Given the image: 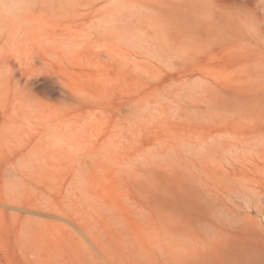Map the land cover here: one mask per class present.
<instances>
[{"label": "bare ground", "instance_id": "bare-ground-1", "mask_svg": "<svg viewBox=\"0 0 264 264\" xmlns=\"http://www.w3.org/2000/svg\"><path fill=\"white\" fill-rule=\"evenodd\" d=\"M37 1L43 9L46 5L62 8L71 23L49 30L28 12L40 7ZM83 1L0 0V24L6 29L0 34V64L13 85V100L0 107V143L10 148L0 208L18 218L22 234L33 243L40 239L43 224L56 222L73 238L77 235L99 264H136L153 261V254L163 255L168 241L195 240L219 216L243 221L245 207L264 214V122L242 126L235 119L241 114L246 119L253 109L259 111L260 103L241 113L243 107L235 106L240 99L227 95V85L194 79L197 71L189 64L193 52L182 41L186 37L181 32L186 30L170 26L165 15L146 11L158 1L130 0L133 14H116L109 4L105 10L97 8L99 14L81 26L77 23L84 19ZM86 1L93 5L103 0ZM137 49L141 56L154 50L153 56L184 67L154 86L152 91L159 90L154 100H149L152 91L138 90L113 105L102 94L82 90L74 72L63 63L73 52L82 51L92 59L105 56L127 64ZM50 58L60 60L56 67ZM41 65L49 68L39 71ZM40 81L54 86L57 105L50 103ZM129 106L137 107L136 120H145L151 111L173 114L186 125L197 119L200 125L188 126L187 133L170 139H138L134 135L139 123L125 113ZM167 171L177 173V185L172 188L164 175ZM27 174L39 178L38 187L26 186ZM100 174L117 184L119 196L112 197ZM54 264L62 261L56 259Z\"/></svg>", "mask_w": 264, "mask_h": 264}, {"label": "rangeland", "instance_id": "rangeland-1", "mask_svg": "<svg viewBox=\"0 0 264 264\" xmlns=\"http://www.w3.org/2000/svg\"><path fill=\"white\" fill-rule=\"evenodd\" d=\"M123 1L113 0L110 3L109 1L103 0L98 1L96 4L89 5L88 1L85 0L81 6L84 19L77 24L84 26L83 23L86 20L90 21L93 19L92 17L94 14H99V12L96 11L97 8H101L100 11L103 9L105 10V7L109 4H113L112 7L116 14H124V12L133 14L134 8L130 6L131 1L126 0L129 3L125 2V0ZM156 1H158L157 6L154 4L150 5V8H146L148 14L159 17L160 15H165L169 20L170 26L173 25L174 28L180 31L186 30L181 32L182 37H186L182 41L186 44V48L189 50L192 49L193 52L189 64H192L191 66L195 65L197 72L194 79L200 80V78H205L207 81L213 83H216L214 80H217V83H223L224 86L227 85V95L236 100L240 99V103H235V106L237 108L239 105L243 107L241 108V113L243 109L246 110L248 107L253 108L256 103H260L261 108L259 111L253 109L246 119H244V114L235 118L242 126L251 122H264V0H161L163 3L162 6H160L159 0ZM147 2H151V0H144V3ZM152 2H154V0H152ZM36 3L38 5L40 4L39 1ZM136 3L138 4V2H134V4ZM84 4L88 6L84 8ZM39 6L42 7V5ZM40 7L28 12H30L33 18L41 19L43 25H47L49 30L63 27L71 23L68 21L69 19L66 16V11L62 8H51L48 5L44 6L45 9ZM151 8L155 10H150ZM120 9L122 12L119 11ZM38 11L41 13H37ZM189 24L190 26L188 27ZM5 30L6 29L3 28V23L0 24V34ZM137 51V53H133L135 57L131 56V61L129 60L127 64H124L122 61L109 59L105 56H100L98 58L93 57L92 59L82 51L73 52L63 60V63L64 66L74 72V77L76 78L75 82L79 87L81 86L80 88L82 90L84 89L86 91L89 90L102 94V98L113 105L121 102L122 97L124 98L126 95H136L138 90L139 93L142 91H152L154 86L166 75L171 74L175 70L184 68L173 65L167 59L164 60L153 56L154 50L147 51L144 56L139 54V49H137ZM203 57L205 60L202 59ZM219 58H222V60ZM96 59H98V61ZM104 60H106V62ZM231 60L233 62L236 61V64H233ZM49 61L53 62V65L56 67L60 60L56 58L52 60V58H50ZM207 61L210 65L207 64ZM98 63L99 65H97ZM107 63L111 64L107 65ZM108 66L111 70L108 69ZM211 66L213 69L210 70L209 68ZM1 68L2 66L0 64V107L4 102L8 101L7 103H10L11 100H13L12 93H10L13 85H11L12 83L2 74ZM47 68L49 67H43L42 65L38 66L39 71H44ZM240 68L244 70L242 69V71ZM236 71L238 72L235 74L234 72ZM202 75L203 77H200ZM221 79H224V82ZM236 81L238 82L236 83ZM40 83V88H44L47 91V96L49 94L50 103L56 104L54 97L57 95V91L54 86L46 81H40ZM108 83L110 88L109 85H106ZM104 86L107 87V89H105ZM158 92L159 90L149 93V100H154ZM135 111L137 112L136 106H129L125 113L130 112L129 114L132 118V122L134 123L137 121L139 123L135 131L136 135H134L138 139L144 137L147 138H144L145 140L154 139V137L158 139H163L165 137L170 139L171 136H180L187 133L188 126L195 127L196 125H200L197 119H192L190 125H186L182 124L181 121L177 122L173 114L166 115L159 112L155 114L151 111H149L148 118L140 121L139 119L136 120L137 116ZM1 117L2 114L0 113V118ZM2 125L3 119H0V128ZM145 125L147 126L145 127ZM165 125H167V128ZM149 129L151 130L148 131ZM167 130L170 132L167 133ZM9 151L10 148L8 145L0 143V187L3 184V169ZM165 171L166 170L163 172ZM168 171L164 173V175L168 181L170 178L169 182L171 184L169 186L172 188V184L175 185L176 183L177 185V173L172 174L169 172L170 175ZM99 180H101L102 183L105 180L108 182L105 181L104 185L108 191L111 190L112 197L119 196V187L116 186L117 184L115 182L106 179L102 174H100ZM24 183L27 187H29L30 184V187L34 189L39 186L38 184L40 181L37 176L27 174L24 178ZM102 183L98 187L99 189H102ZM173 189H175V187H173ZM9 211L11 210L7 211V209L0 208V264H54L56 259H60L62 264H64L65 261V264H99L96 259L89 254L90 251L85 249L77 235H74L73 238V234L65 233V230L56 222L43 224L38 235L40 239H35V241L31 243V239H28V237L22 234L23 230L18 218L14 216L12 212L10 215ZM243 212L247 215L243 221L233 222L230 221L229 218L227 219L224 216H219L214 219L211 225L206 226V230L203 232L204 234L200 232L201 234L198 235L199 237L197 236L199 242L197 238L195 240L191 239V241L188 242L175 241L173 244L171 243L172 241H168V243H165L167 247L162 251L163 255H158L159 258L158 256L155 257L153 254V261L152 259H147L148 261H140L136 264H151V262L152 264H264V214H261L252 207L243 208ZM10 216H13V220ZM15 217L17 219H15ZM18 230L21 231V234L18 233ZM217 230L219 232H217ZM14 231L16 233H14ZM69 241L71 244H69ZM56 242L58 244H56ZM79 242L82 244L81 247ZM176 244L177 246H174ZM75 248H77V250ZM170 249L171 251L169 252ZM179 249L181 250L179 251ZM37 250H39L40 253ZM68 252L70 253L68 254ZM76 254L77 256L75 257L74 255Z\"/></svg>", "mask_w": 264, "mask_h": 264}]
</instances>
